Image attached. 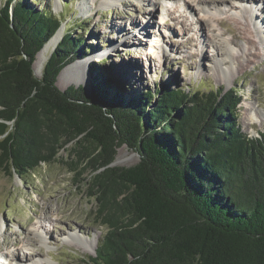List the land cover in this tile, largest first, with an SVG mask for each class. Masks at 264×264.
I'll return each mask as SVG.
<instances>
[{"label": "trees", "instance_id": "16d2710c", "mask_svg": "<svg viewBox=\"0 0 264 264\" xmlns=\"http://www.w3.org/2000/svg\"><path fill=\"white\" fill-rule=\"evenodd\" d=\"M61 26L27 0L0 5V171L23 179L59 161L84 183L105 233L80 264H264V132L242 133L238 92L127 97L100 63L89 96L62 92L59 74L89 54L81 35L65 32L41 78L32 68ZM122 144L139 162L110 167Z\"/></svg>", "mask_w": 264, "mask_h": 264}, {"label": "rangeland", "instance_id": "374dc122", "mask_svg": "<svg viewBox=\"0 0 264 264\" xmlns=\"http://www.w3.org/2000/svg\"><path fill=\"white\" fill-rule=\"evenodd\" d=\"M27 1L35 10H46L62 20L50 42L56 37L59 42L71 30L90 47L86 58L64 68L86 62L84 70L63 73V69L59 74L56 86L60 91L73 86L90 94L91 63L102 64L127 97L154 93L165 85L183 92L192 88L201 92L235 89L240 95L235 117L242 133L257 138L264 132V39L252 14L256 7L258 21L264 25V0H195L203 8L190 0H170L159 5L156 0L112 4L87 0L86 11L78 7L83 0ZM3 2L0 0V5ZM207 5L209 8L203 10ZM250 6L253 7L249 9ZM70 25H78L79 30L70 29ZM142 27L148 33L141 31ZM229 30L240 37L233 41ZM142 32L144 35H140ZM136 38L142 40L140 45ZM211 39L215 46L210 48ZM126 40L130 44H125ZM231 41L228 50L224 42ZM252 42L258 43V55L252 54ZM54 49L55 45L48 58ZM224 57H228L227 67L220 65ZM33 72L36 76V66ZM41 75L42 72L36 77ZM249 111L254 122H249ZM58 156L70 160L65 150ZM138 161L139 154L123 146L117 151L114 166L131 167ZM74 176L59 161L42 164L23 179L0 171V221L3 230L6 227L0 231V253L7 255L4 264H17L13 254L22 264H80L82 259L94 257L105 228L95 222L96 203L88 197L84 183L74 182ZM35 232L44 238L46 246L34 237ZM70 232H80L82 240H65ZM93 240L97 241L95 247H91ZM25 243L29 248L23 249L24 253L21 246Z\"/></svg>", "mask_w": 264, "mask_h": 264}, {"label": "bare ground", "instance_id": "6f19581e", "mask_svg": "<svg viewBox=\"0 0 264 264\" xmlns=\"http://www.w3.org/2000/svg\"><path fill=\"white\" fill-rule=\"evenodd\" d=\"M114 1H124V0H102V3H104V4H112ZM139 1H141V0H139ZM165 1H170V0H156V4L157 5H159L160 3H163V2H165ZM191 2H193L194 4H196V5H199V7H201V8H203L202 7V4L200 5L199 3H195V0H190ZM200 2V1H199ZM209 5H207L203 10H206L207 9V7H208ZM79 9L81 10V11H86V10H88V4H87V0H83L80 4H79ZM211 7V9H214L215 10V8H214V6H210ZM253 6H250L249 7V9L250 8H252ZM209 8V7H208ZM154 10H156L155 8L153 9V10H150V13L149 14H151V12L152 11H154ZM258 9H256V7H254V10L252 11V14L254 15L253 16V19L255 20V24L257 25V27H259L258 28V30H259V32L262 34V36H263V39H264V25L261 23V22H263L262 20H261V22L260 21H258V19H259V14H257L258 12ZM258 15V16H257ZM200 22V21H199ZM222 23L223 22H220L219 24L220 25H222ZM141 31H145V33H148V32H146V30L144 29V27H142L141 28ZM229 31H231L232 32V40L234 41V40H236V39H238L239 37H240V34L239 33H236V32H234V31H232V30H229ZM143 33V32H142ZM140 35H144V33L143 34H140ZM243 36H244V38L245 39H247L246 38V33H243L242 34ZM144 37V36H143ZM233 41H231V42H224L225 43V45H226V48L228 49V50H231V45H232V43H233ZM247 41H248V39H247ZM130 41H125V44H130L129 43ZM135 42H137L139 45L141 44V42H142V40L141 39H139V38H136L135 39ZM58 42H57V37L56 38H54L50 43H48L38 54H37V56H36V60H35V62H34V64H33V66H36V68H37V74H36V76H40V74H41V72H42V70H43V67H44V64H45V62H46V60H47V58H48V54H49V52L51 51V49H52V47L55 45L56 46V44H57ZM213 46H215V43H214V40H210L209 41V47L211 48V47H213ZM225 51H227V50H225ZM251 51H252V54H254V55H258V43H256V42H252L251 43ZM226 60H228V57L226 58V57H224V58H222L221 60H220V65H222V66H225V67H227L226 65ZM86 66H87V64H86V62H84V63H77V64H73V65H71L70 67H67L66 69H64L63 70V73H66V72H68V71H71V70H74V69H80V68H82L83 70L86 68ZM250 112L251 111H249L248 112V119H249V122H254V119H255V117H254V119L252 118L253 117V113H251L250 114ZM255 116H256V114H255ZM261 126L262 127H264V122H262L261 123ZM37 224H39V225H41L42 226V223L41 222H38ZM34 227V226H33ZM3 230V223H2V221H0V231H2ZM33 230H36V231H39V230H37V229H33ZM34 237L35 238H37L40 242H41V244L42 245H44V246H46L45 245V242L43 241V237L40 235V234H36V232H35V234H34ZM69 237H76L75 238V240L76 239H80V240H82L81 238H82V234H80V232H70L69 234H67V236L65 237V240L67 239L68 240V238ZM93 238V237H92ZM81 242H83V241H81ZM82 244V243H81ZM96 244H97V241L96 240H93L92 241V243H91V247H95L96 246ZM90 246V245H89ZM86 247V246H85ZM21 248H22V250L23 249H28L29 248V245H28V243H25L23 246H21ZM47 248V247H46ZM23 252H24V250H23ZM25 253V252H24ZM28 254H30L29 253V251H28ZM6 257H7V255H5ZM13 256L14 257H16L15 259L17 260V264H22V261H20V259H19V256L18 255H16L15 256V254H13ZM29 264V263H28Z\"/></svg>", "mask_w": 264, "mask_h": 264}, {"label": "water", "instance_id": "95a60500", "mask_svg": "<svg viewBox=\"0 0 264 264\" xmlns=\"http://www.w3.org/2000/svg\"><path fill=\"white\" fill-rule=\"evenodd\" d=\"M32 68H33V66H32ZM33 73H34V72H33ZM34 76H35V75H34ZM35 77H36V76H35ZM36 78H37V77H36ZM102 110H103V109H102ZM123 146L127 147V145L122 144L119 148H117V151H118L121 147H123ZM127 148H129V147H127ZM129 149H130V148H129ZM117 151H116V155H117ZM115 158H116V156H115ZM114 161H115V160H114ZM114 161L112 162V164L109 165L110 167H115V166H114V163H115ZM138 162H139V161H138ZM135 165H136V164H135ZM133 166H134V165H133ZM131 167H132V166H131ZM123 168H128V167H123Z\"/></svg>", "mask_w": 264, "mask_h": 264}]
</instances>
